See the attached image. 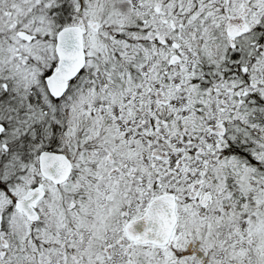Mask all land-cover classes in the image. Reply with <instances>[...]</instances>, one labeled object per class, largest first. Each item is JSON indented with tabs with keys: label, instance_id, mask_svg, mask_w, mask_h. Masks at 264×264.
<instances>
[{
	"label": "snow or ice",
	"instance_id": "1",
	"mask_svg": "<svg viewBox=\"0 0 264 264\" xmlns=\"http://www.w3.org/2000/svg\"><path fill=\"white\" fill-rule=\"evenodd\" d=\"M0 264H264V0H0Z\"/></svg>",
	"mask_w": 264,
	"mask_h": 264
}]
</instances>
